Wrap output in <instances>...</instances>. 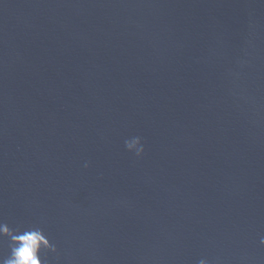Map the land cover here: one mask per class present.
Returning <instances> with one entry per match:
<instances>
[{"label":"water","instance_id":"obj_1","mask_svg":"<svg viewBox=\"0 0 264 264\" xmlns=\"http://www.w3.org/2000/svg\"><path fill=\"white\" fill-rule=\"evenodd\" d=\"M0 223L41 264H264V0H0Z\"/></svg>","mask_w":264,"mask_h":264},{"label":"clouds","instance_id":"obj_2","mask_svg":"<svg viewBox=\"0 0 264 264\" xmlns=\"http://www.w3.org/2000/svg\"><path fill=\"white\" fill-rule=\"evenodd\" d=\"M124 146L129 153L137 158L144 154V145L139 136H134L124 141ZM85 167H88L85 164ZM9 240V254L0 259V264H41V252H55L45 236L42 229L38 227L24 230H11L7 224L0 223V238ZM261 244L264 245V237L261 238ZM199 264H207V261L201 260Z\"/></svg>","mask_w":264,"mask_h":264}]
</instances>
